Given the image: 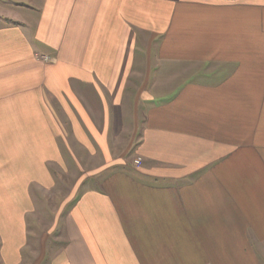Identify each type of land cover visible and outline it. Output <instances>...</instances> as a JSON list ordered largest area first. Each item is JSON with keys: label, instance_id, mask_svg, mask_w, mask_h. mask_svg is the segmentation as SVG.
<instances>
[{"label": "crops", "instance_id": "crops-1", "mask_svg": "<svg viewBox=\"0 0 264 264\" xmlns=\"http://www.w3.org/2000/svg\"><path fill=\"white\" fill-rule=\"evenodd\" d=\"M263 257L264 0H0V264Z\"/></svg>", "mask_w": 264, "mask_h": 264}, {"label": "rangeland", "instance_id": "rangeland-1", "mask_svg": "<svg viewBox=\"0 0 264 264\" xmlns=\"http://www.w3.org/2000/svg\"><path fill=\"white\" fill-rule=\"evenodd\" d=\"M59 196H60V198H62V197H61V194H60V195L55 194V199H56V200L59 199ZM43 203H44V205H45V202H43ZM39 204H40V203H39ZM40 208H41V209H39V210H41L42 212L46 211L47 214H48V212L50 211L47 207H45L46 210H42V207H40ZM27 224H28V229H29V231H31V230H33V228H35V227L33 226V223L30 222L29 220H27ZM42 229H43V230H46V227L43 226ZM263 264H264V257H263Z\"/></svg>", "mask_w": 264, "mask_h": 264}, {"label": "built area", "instance_id": "built-area-1", "mask_svg": "<svg viewBox=\"0 0 264 264\" xmlns=\"http://www.w3.org/2000/svg\"><path fill=\"white\" fill-rule=\"evenodd\" d=\"M39 60L42 61V62H45V63L48 62V58H47V57H44V56H40V57H39ZM135 164H136V165H139V164H140V160H139V159L136 160V161H135Z\"/></svg>", "mask_w": 264, "mask_h": 264}]
</instances>
